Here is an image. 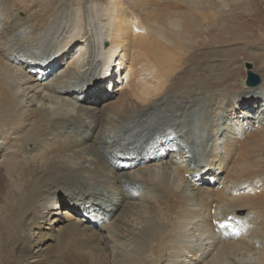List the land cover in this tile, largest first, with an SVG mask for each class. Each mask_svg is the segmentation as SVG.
<instances>
[{"label": "bare ground", "instance_id": "obj_1", "mask_svg": "<svg viewBox=\"0 0 264 264\" xmlns=\"http://www.w3.org/2000/svg\"><path fill=\"white\" fill-rule=\"evenodd\" d=\"M146 1L0 0V152L6 147L0 204L11 210L16 201L28 226L42 228L44 220L54 227L34 242L29 236L19 240L23 255L18 252L17 264L27 257V264H181L186 250L194 252L196 264H264V109H257L264 105V65L260 87L240 96L241 119L251 117L256 126L249 132H238L239 117L234 126L229 114L222 121L226 95L213 97L214 142L226 143L229 157L220 162L227 186L210 188L216 173L208 164L196 168L202 183L186 178L188 152L176 136L187 144L201 129L198 112L237 51L179 58L189 47L184 35L190 40L199 28L200 13L160 14L154 7L143 25L138 10ZM173 1L191 10L209 4ZM83 3L87 7L80 10ZM82 11L95 22L86 44L79 42L85 37ZM48 207L56 210L45 218ZM219 209L248 214L216 219ZM6 212L0 213V249L19 234L12 214L3 218ZM214 220L222 229L213 230ZM105 247L112 249V262Z\"/></svg>", "mask_w": 264, "mask_h": 264}, {"label": "rangeland", "instance_id": "obj_2", "mask_svg": "<svg viewBox=\"0 0 264 264\" xmlns=\"http://www.w3.org/2000/svg\"><path fill=\"white\" fill-rule=\"evenodd\" d=\"M104 2H105V0H95V3H97L98 5L101 3H104ZM147 2H149V3L147 4ZM195 5L194 6L192 5L193 9L191 10L189 7H186L184 5H180V6H179V4L177 5V3L174 2L173 0H147L145 2V4L142 5L141 8L138 10V12H140V14L138 15V18H139L138 20H139V24L143 23V25H147L148 20L151 19V17H153V15H154V12L151 11L154 9V7L157 8V13H160V14H162V12L165 13V12L170 11V10L171 11H182V13H186V14H189V13L193 14L194 13L196 18H197V15L200 13V15H198V17L200 16L199 18H201V14L207 13V15L204 16V18H202V19L198 18V20L200 21V22L198 21L199 22L198 24H200L199 28L194 32V34L191 36L190 40H188L189 37L184 35V37H185L184 39H186V41H184V44L188 45L189 47H187L188 51L182 50L180 52L179 58H185V54H187L188 52L191 54H193L195 52H198V53L200 52L199 54H201V55L203 54V56L205 55L207 57H210L211 56L210 53H212V52H224V51H228V50L229 51H232V50L237 51L236 54L238 56L237 55L235 56V60H233V59H232L233 61L231 60V62H233V64L230 62H229L230 64L228 63V67L226 68V70L228 72L223 77V79L222 78L220 79L219 84L217 85L218 88L212 89V90H214V92H213V94H211V96H210L211 98H209V100L211 99V102L208 103V101H209L208 100L206 103H204L202 106L203 107L202 111L198 112L199 115H201L203 118V121L200 120L199 124H197V127H199V125H200L201 129L198 131L195 130L194 135L192 134V136L188 140L187 144H184L181 142L179 137L180 138H183V137L180 134L178 136H176L178 139L177 143H178L179 147L184 149L185 150L184 152H188V155H189V156L186 155V158H185V164H187V167L189 169V172L187 173L188 175H186V178L189 176V179H191V180L193 179V180L197 181L198 183H202L203 179H200L199 176L196 174V168L197 167H199V168L203 167L204 168L208 164L209 168L214 171V174L216 173V178L210 179V181L212 180L211 181L212 184H209V185H211L210 188L212 190H217V189H220V187H218V186H221V188H223L224 186L225 187L227 186L226 183H224V181H223V178H224L225 173H226L225 168L220 163L222 160L221 159L222 156H224L225 155L224 153H226L225 152L226 151V143H222V141H218L217 143H215L214 142V134H213L214 133L213 124H215V122H217L216 121L217 118L215 117V111L214 110H215L216 105H217L216 101L221 96V94L226 95V99L223 102V104H224L223 108L225 107V110L221 116L222 121H223L224 117L229 114L228 118H231V117L235 118L231 121L230 124H228L231 126H234V124L237 123L236 117H239L240 126H238L236 124V126L238 128V132L241 130L242 131L247 130V132H249L250 129L256 127L254 123L250 122L251 117H249V120H247L246 122L243 121V119H241L240 115L243 112V111H241V108H242V104H244V102H243V98H240V96L243 95L242 92L244 89H246V90L252 89V88L244 87L245 72L246 71L244 70L243 65L245 62L252 64V66H253L252 72L256 73L259 76V78L262 80V75H261L262 70H263L262 65H264V0H209V4H206L207 6L201 5L200 9L197 5L196 6ZM86 7H87V4L83 3L80 7V10H84ZM150 11H151V13H150ZM82 13L84 15L83 16V20H84L83 26H84L85 30L83 29V35L85 37H84V39L79 40V42H83L84 40H86L85 41V44H86V42H88V40H90V32H87V31L91 30L93 28L95 22L92 21L91 17L88 16L86 14V12L82 11ZM208 14L210 15V18H209ZM143 28H145V26H143ZM219 54H220V56L222 55V53H219ZM182 62H185V61H182ZM192 64H194V62L188 63V66H191ZM232 65H234V67ZM194 66H195V64H194ZM84 68L85 69L90 68L87 61H85V67ZM216 73H218V71H216ZM120 75L122 76V72L120 73ZM120 75L117 76V78H119ZM88 78L89 77H87V79ZM84 84H86L88 87V84H91V83H89L87 80V82L85 81L83 83V85ZM87 87H84V88H87ZM259 87H260V85L258 86V88ZM75 88L78 89V91H81V88L79 85H78V87H75ZM25 96H26V94L24 95V105L27 106V104H25V102H26ZM214 96H217L216 100H214V98H213ZM231 98H232V101L235 100V101H233V103L231 101ZM227 103H230V104L228 105ZM236 103H237V106L234 107V104H236ZM257 109L258 110L264 109V105L259 103L257 105ZM238 111H239V113H237ZM184 124L186 126H189L186 122H184ZM223 131L227 132V127H225V129H223ZM156 140L162 141L161 138L159 137V135H156ZM171 142L176 143L174 141H171ZM171 142H168V144ZM214 144L219 145L218 150H214ZM223 146H224V149H223ZM1 148L2 149L0 152L1 153L0 154V164L2 162L1 155L4 154V152H6L5 146H2ZM193 149H195L197 151L196 155H195V153L193 154V151H192ZM198 152H199V154H198ZM191 155H192V157H191ZM211 156H213L215 159L214 158L212 159ZM194 157H195V162H194V164H192V159ZM224 157H228V155H226ZM122 162H124V161H122ZM111 164L113 166H116L114 162H112ZM25 180H27V179H25V177H24L23 182H25ZM227 189L233 190L234 186L232 184H229ZM1 194L5 195V193H1ZM66 194H70V193L67 192ZM74 195H75V197H77L79 195L77 190L74 192ZM65 197H66L67 203L71 204V202H75L74 196H65ZM92 199L93 198L87 199L85 201V203H88V206H89V203H91L93 201ZM1 200H4V198ZM15 204H17L16 201L11 203V210H10V206L8 208H6V210H5V208L2 209L3 205L0 204V211L1 212L7 211L6 213H4L5 215H3L4 216L3 218L7 219L10 217V216H8V214H12L11 219L13 220L15 218L16 221L15 220L14 221L17 223V224L16 223H13V224H14V226L16 224L15 228L17 230H19V234H17V235L11 234V237L12 236L13 237L11 238L10 241L13 242L14 244L9 245L8 247L5 246L4 248L1 247V249H0V264H7V263L8 264L9 263L10 264H17L16 261L19 260V258H20V257H18L19 254L21 256L23 255V253L21 254V250H23V246L19 240H23L25 237L29 236L30 240L34 242L36 240V238L39 237V235L44 234L48 229L51 230L52 228H54L53 226H48V222L44 221V220H42V223H41L42 228L38 227L39 229H36V227L33 225L28 226L27 225L28 221L25 219L26 217H23L21 210H19V208H17V206ZM15 206H16V208H15ZM53 208L56 210L55 207H53ZM53 208L48 207L45 210V212H46L45 215H48L45 218L50 217V214H52V211H50V210H52ZM62 209L63 208H61L60 211ZM69 211H71V209H69ZM89 211H91V210H89ZM43 213H44V211H43ZM223 213H226V214H223ZM17 214H19V215H17ZM73 214H74V212H73ZM213 214H216V212H214ZM217 214L219 216H217L216 219H218L219 217L222 218V217L227 215L228 216L227 218H232V217L234 218V216H235V219L239 220V218L241 219V218L246 217L248 214V211L245 209H240V210L235 209V211L233 213V212H230L228 210L226 212V210L224 211V209H219ZM75 215H78V218H80L81 221H86L85 216L83 214L76 212ZM60 216H57L56 218L52 219V221H54L55 219H60L61 218ZM22 218H24V219H22ZM107 221H109V220H107ZM217 221L218 220L212 221L213 222L212 223L213 224V230H216L217 227L222 229V227H220L221 225L217 226ZM19 222L24 223V226H23L24 228L22 226L18 225ZM98 222L100 224L99 228H102V226H103L104 222H106V220L98 221ZM242 224H244V222ZM86 225L88 227H91V225H89L87 223H86ZM93 225L97 226L96 224H93ZM27 230H28V232H27ZM241 230H243V229H241ZM191 232L192 231L189 229L187 234L189 233V235H191L192 234ZM241 232H240V234H242ZM28 234H30V235H28ZM193 241H194V239H193ZM203 244H204V242H203ZM189 247H194V246L189 245L187 247V249ZM42 248L44 250L43 252L46 253L48 249L46 248V250H45L44 246ZM49 248H51V247H49ZM39 249H40V247L35 248V249H33V252H38ZM108 251L111 253L112 249H109V247H107V248L105 247V253L108 254V256H110V257H107L109 259H106V261L112 262L111 256H113V255L110 254ZM9 252H11V253H9ZM14 252L16 255L14 254ZM18 252H19V254H18ZM33 252H32V254H33ZM192 253H194V252L186 250L183 254V257L179 260V262L181 264H196L197 258L195 256L193 257ZM2 256H3V258H2ZM46 256L47 257L42 258V259L47 260L49 253H47ZM253 258L254 257H251L252 262L254 260ZM2 259H3V261H2ZM9 259L10 260L12 259V260L9 261ZM31 261H32V258L27 257L21 264H27L28 262H31ZM71 264H73V263H71Z\"/></svg>", "mask_w": 264, "mask_h": 264}, {"label": "water", "instance_id": "obj_3", "mask_svg": "<svg viewBox=\"0 0 264 264\" xmlns=\"http://www.w3.org/2000/svg\"><path fill=\"white\" fill-rule=\"evenodd\" d=\"M106 45V44H104ZM244 70L245 72V81H244V87H248V88H256L257 86H259L261 79L259 78V76L252 72V64L245 62L244 65Z\"/></svg>", "mask_w": 264, "mask_h": 264}]
</instances>
